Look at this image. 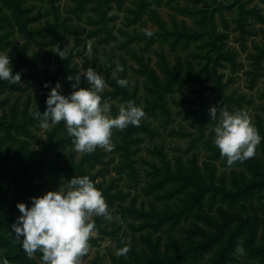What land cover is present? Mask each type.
I'll use <instances>...</instances> for the list:
<instances>
[{"label":"rangeland","instance_id":"obj_1","mask_svg":"<svg viewBox=\"0 0 264 264\" xmlns=\"http://www.w3.org/2000/svg\"><path fill=\"white\" fill-rule=\"evenodd\" d=\"M0 50H10L13 72H21L20 83L0 81V163L38 168L17 173L21 186L0 169V202L12 223L18 202L30 205V197L88 175L112 219L93 217L110 235L93 232L81 264H111L115 236L134 240L144 260L154 258L151 246L172 264H264V139L253 157L229 166L213 143L218 119L209 113L243 109L264 137V0H0ZM90 66L104 75L113 116L128 100L146 115L127 145V127L114 129L110 151L79 154L73 140L51 145L70 136L63 121L44 129L30 110H45L56 81L69 94L66 77ZM79 86H89L82 74ZM194 179L208 190L190 208L201 190ZM192 211L171 240L174 219L155 225L156 215ZM11 237L8 226L0 230V244ZM21 246L1 245L0 256L17 255L9 262L21 264ZM26 256L42 264L37 253Z\"/></svg>","mask_w":264,"mask_h":264},{"label":"clouds","instance_id":"obj_2","mask_svg":"<svg viewBox=\"0 0 264 264\" xmlns=\"http://www.w3.org/2000/svg\"><path fill=\"white\" fill-rule=\"evenodd\" d=\"M145 34L153 32L145 29ZM10 51V50H9ZM9 51L0 50V81L10 85L20 83L21 72H13ZM91 51V45L88 46ZM56 52L65 58L66 52L57 47ZM122 70V69H121ZM81 74L86 78L88 87H81ZM71 81L69 94L62 92V84L56 81L49 89L41 112L32 111L41 128L50 124L64 122L68 134L73 140L74 149L79 154L91 153L97 147L110 151L114 147L112 135L114 129H124L129 124L139 126L146 113L142 105L128 100L119 106L116 115L111 114V105L102 96L108 86L104 75L93 67L68 75ZM117 84L127 87V78H118ZM50 82H45L48 87ZM209 108L211 120L218 122L214 126V145L221 157L231 166L237 161L249 159L255 155L256 146L264 137L252 123L247 111H230L225 105ZM31 204L18 202L16 207L20 215L12 224V233L29 257L41 253L42 264H81L90 247V237L95 230L94 216L112 219V212L102 190L96 187L88 175H75L67 180V186L48 190L42 195L30 197ZM128 246L118 248L117 255L126 254ZM236 252L244 254L242 245ZM0 264H10L0 257Z\"/></svg>","mask_w":264,"mask_h":264},{"label":"trees","instance_id":"obj_3","mask_svg":"<svg viewBox=\"0 0 264 264\" xmlns=\"http://www.w3.org/2000/svg\"><path fill=\"white\" fill-rule=\"evenodd\" d=\"M137 127L138 126H136V125L127 126V131L125 133V138H124V140H125L124 144L125 145L130 143L129 136L132 133H136ZM56 143H58L60 146H62L63 144H67V143L71 144L72 143V138H71V136L66 137V138H62L60 140L52 142L51 145L52 146L56 145ZM52 146L49 145V148H51ZM35 164L30 162V163H28L26 165H23L21 167L15 168L14 170L11 171L8 168V166H6L5 164H1L0 163V169L2 170V173L5 176L9 177L11 179V181H13L14 184H18L19 186H21L22 184H21L20 180L18 179L19 177H18L17 173H20V171L24 172V170L25 171L31 170L33 168L38 170L37 167H34ZM180 173L181 172H178V174H180ZM169 174H170V176L172 178H176L177 177L176 175L173 176L171 173H169ZM187 177L190 178L191 180L193 179L192 176L187 175L186 178ZM198 181H199L198 179H194V182H196L198 187H201V190L198 193H195L193 198H191L192 200L190 201V203H188L190 208L195 206V204L202 198L204 192L208 190V189L205 190V188L200 186V183ZM96 187H98V186H96ZM172 195H174V194L171 193V194L168 195V197H172ZM8 212H9L8 210H5V205L0 202V230L2 231L3 229H5L8 226V232H10L11 235H12V237L9 240L3 242L2 244H0V246L1 245H5V244H9L10 242H15V240H16L14 234L12 233V227L11 226H12L13 223H12L11 219L8 216ZM127 213L131 214L129 212V210H123L120 214L122 216H124V214H127ZM194 214H196L195 211L185 212V213L176 212V213H173L170 217H164V216L156 215L155 217L157 218V222L155 223V225H159L162 222H165L167 220L169 221L170 219H174L173 222L170 224V226H168L169 228L167 230V233L169 232L168 239L171 240V239L174 238L171 235V231L175 230L176 226H178L181 223V221L184 219V217H186V218L188 216L194 217ZM142 215H144V214H142ZM94 221H95V230H94L95 233H97L101 237L106 236V235H110V232L107 230V228H105L106 226H102L101 225L103 223V219L97 218V220L95 219ZM115 238L120 243L119 247L121 248V247H124V246H128V251H127L126 254H122V255L114 256V254H111L110 255V263L111 264H151V263H155V262H158V263H161V264H172V262H173V260H171V258H168L169 256H164L165 258L164 257L161 258V256L159 255L160 252L157 251L155 247L152 248L151 246H150V251H152V253H153L152 255H154V258H151L150 254L145 253V257L146 258L144 260V249L141 250V254L140 255L143 256V258H141L140 255H138L139 252H138L137 248L135 247L136 243H135L134 240H133V242L128 243L123 238H118L116 236H115ZM93 240L94 239L90 237V241H93ZM16 241L19 242V243L21 242L19 240H16ZM190 251L191 250H189L188 252L190 253ZM24 252L25 251H24L23 247L21 246V248L18 251V253L23 258V263H21V264H36L35 260L27 258L26 254H24ZM188 252H186V253H188ZM181 253L185 254V252H181ZM37 256H38L39 260L41 261V259H40L41 253L37 252ZM0 257H4V258H7L9 261H13V260L16 259L17 255L7 256L5 254H2V256H0ZM41 263H42V261H41ZM13 264H15V262H13Z\"/></svg>","mask_w":264,"mask_h":264}]
</instances>
